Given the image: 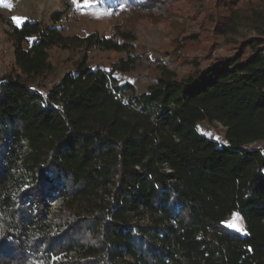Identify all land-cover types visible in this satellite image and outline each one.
I'll return each mask as SVG.
<instances>
[{"label":"trees","instance_id":"16d2710c","mask_svg":"<svg viewBox=\"0 0 264 264\" xmlns=\"http://www.w3.org/2000/svg\"><path fill=\"white\" fill-rule=\"evenodd\" d=\"M229 9L226 33L244 25L255 36L183 79L161 67L143 91L88 63L99 38L66 34V11L12 27L0 264H264V0ZM55 47L84 55L45 91ZM202 122L226 128L225 141ZM50 193L61 209L47 224ZM233 216L241 230L226 225Z\"/></svg>","mask_w":264,"mask_h":264},{"label":"rangeland","instance_id":"374dc122","mask_svg":"<svg viewBox=\"0 0 264 264\" xmlns=\"http://www.w3.org/2000/svg\"><path fill=\"white\" fill-rule=\"evenodd\" d=\"M121 0H0V78L17 71L13 26L24 21L51 25V16L66 11L61 20L66 34L99 38V45L88 55V63L104 71H114L121 82L146 90L160 75V68L174 71L179 79L205 71L213 60L227 59L237 52L241 42L255 36L250 27L239 26L227 34L230 7L241 14L262 0H170L158 6L144 7L141 0L123 5ZM130 0V2H132ZM126 2V0H124ZM82 51L58 47L50 50V62L56 72L45 82L49 90L66 73L73 71L83 57ZM198 130L223 143L226 128L218 123L202 122ZM45 200L49 219L61 209L55 193ZM36 214V207L31 206ZM226 225L241 230L242 222L231 217Z\"/></svg>","mask_w":264,"mask_h":264},{"label":"snow or ice","instance_id":"6c2138e0","mask_svg":"<svg viewBox=\"0 0 264 264\" xmlns=\"http://www.w3.org/2000/svg\"><path fill=\"white\" fill-rule=\"evenodd\" d=\"M76 2V0H73V3H75ZM233 225H229V227H232Z\"/></svg>","mask_w":264,"mask_h":264}]
</instances>
